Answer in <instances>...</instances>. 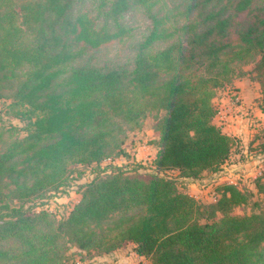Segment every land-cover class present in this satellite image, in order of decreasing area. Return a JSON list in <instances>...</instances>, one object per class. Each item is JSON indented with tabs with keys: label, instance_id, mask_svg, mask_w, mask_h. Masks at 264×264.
I'll list each match as a JSON object with an SVG mask.
<instances>
[{
	"label": "trees",
	"instance_id": "obj_1",
	"mask_svg": "<svg viewBox=\"0 0 264 264\" xmlns=\"http://www.w3.org/2000/svg\"><path fill=\"white\" fill-rule=\"evenodd\" d=\"M135 9L148 31L130 70L79 64L133 37ZM243 76L260 85L264 114V2L0 0V97L22 123L0 114V264H68L128 244L152 264H264V210L234 212L252 191L222 184L205 204L178 185L230 158L238 140L215 124V97ZM152 113L156 171L101 168L128 156L127 133ZM78 166L94 177L57 218L40 201ZM255 188L264 196V170Z\"/></svg>",
	"mask_w": 264,
	"mask_h": 264
},
{
	"label": "rangeland",
	"instance_id": "obj_2",
	"mask_svg": "<svg viewBox=\"0 0 264 264\" xmlns=\"http://www.w3.org/2000/svg\"><path fill=\"white\" fill-rule=\"evenodd\" d=\"M256 2H264V0H255ZM85 7H93L90 2L84 3ZM140 10H133L128 16L129 25L135 28L134 35L131 38L126 39L123 42H115L112 44L101 47L98 51L91 53L90 57L79 60V64L95 65L104 69H112L119 67L132 68L133 60L135 57L137 44L147 33V22ZM253 68V64L245 66V71H250ZM247 76H243L244 78ZM249 83L247 92L250 93L249 101L245 99L246 91L239 88H231L226 86L219 88L216 93V107L218 109V116H222L220 113V107L222 106V100L225 98L230 99L237 108H239L238 114H242L253 119H258L255 113L256 100L259 96V85L256 83ZM244 95V96H243ZM257 98V99H256ZM10 98L0 97V114L2 117V123L5 125L14 124L16 126H22V123L12 117L9 112ZM247 109V110H246ZM244 111V113H242ZM155 113L149 114L143 121L141 128H136L127 133V138L123 145L125 152L128 156L115 157L113 162L105 161L102 163L101 168L108 166V164H114L116 166L140 167L146 171H156L153 166V161L158 153L157 146L153 143V139L156 133L153 130ZM259 120V119H258ZM261 121H257L259 123ZM237 139V138H236ZM238 144L233 150L230 158L225 163L223 168L217 172H204V180L198 183L199 188L209 189L206 193H198L196 189H192L191 181L178 180L179 189L187 194H191L194 198L201 203L209 204L218 199L217 187L226 184L227 181H233L240 189L249 190L254 193L253 199L247 205L236 207L234 212L239 215H250L251 213L261 212L264 210V196L263 193H259L255 188V180L261 172V168H257L259 164H264V150L258 144H264V130L258 127L254 132L253 137L246 143V150L242 152ZM257 168V169H256ZM264 168V166H262ZM237 170L238 175H234L230 170ZM69 178L67 184L59 189L56 193L50 195L44 201H40V207L49 210L57 218L65 217L69 211L80 199L79 186L90 181L95 172H91L89 167L78 166ZM78 172H82L79 174ZM164 174L171 178H178L177 171H163ZM256 202V205L253 203ZM134 245L128 244L125 248L118 249L110 253H104L99 255H92L85 260H80L79 256L74 255L70 258L68 264H152L151 259L137 256L133 251ZM77 250L72 249L71 253H75Z\"/></svg>",
	"mask_w": 264,
	"mask_h": 264
},
{
	"label": "crops",
	"instance_id": "obj_3",
	"mask_svg": "<svg viewBox=\"0 0 264 264\" xmlns=\"http://www.w3.org/2000/svg\"><path fill=\"white\" fill-rule=\"evenodd\" d=\"M247 82L256 83V81H254L252 78L244 77V78H239V79L234 80L232 85L229 87L239 88L241 90L246 91V95L245 96L243 95V96L245 97L247 101H249L248 99L251 94L247 92L248 87H249V83ZM260 97H261V94H260V85H259V96H258V99L256 98L257 100H256V109H255L256 116L258 117L259 120L253 119L251 117H248L242 114H238V112L240 111L239 108H237L233 102L231 103L230 99L225 98V97L222 100L223 104L220 107V110H221L220 113L222 114V116L219 117L218 116L219 112H218L215 117V122H216L215 124L220 126L222 131L225 134L229 136H233L240 140L239 147L241 149H244V150H241L242 152H245L247 148L246 143L249 140H251V137H253L254 132H256L258 127H261L264 130V114L261 112L259 108ZM242 113H244V111ZM257 121H261V122L257 123ZM262 166H264V164H259L257 168L260 169L262 168ZM230 171L234 175H238L239 173L237 170L231 169ZM182 180H188V179L183 178ZM190 180L193 181V183H191L190 186H192V189H196L198 193H206L207 191H209V189L203 190V188L198 187V183L203 181L204 178L195 179V180L190 179Z\"/></svg>",
	"mask_w": 264,
	"mask_h": 264
},
{
	"label": "built area",
	"instance_id": "obj_4",
	"mask_svg": "<svg viewBox=\"0 0 264 264\" xmlns=\"http://www.w3.org/2000/svg\"><path fill=\"white\" fill-rule=\"evenodd\" d=\"M107 161H109L110 163L113 162V160L108 159ZM264 170V168H261V172L259 173V175L262 173V171ZM228 184H235L233 181L229 180L227 181Z\"/></svg>",
	"mask_w": 264,
	"mask_h": 264
}]
</instances>
